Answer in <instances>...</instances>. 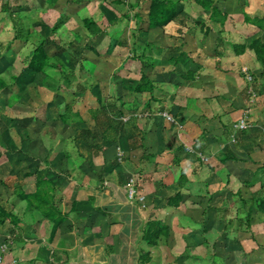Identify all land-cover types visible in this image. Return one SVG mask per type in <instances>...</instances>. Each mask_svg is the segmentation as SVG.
<instances>
[{
  "label": "crops",
  "instance_id": "0c3cea01",
  "mask_svg": "<svg viewBox=\"0 0 264 264\" xmlns=\"http://www.w3.org/2000/svg\"><path fill=\"white\" fill-rule=\"evenodd\" d=\"M172 1L159 27L151 0H0V205L18 219L0 223L5 261L264 264V0H209L214 18ZM41 179L65 214L54 235L18 196ZM148 220L169 228L157 245Z\"/></svg>",
  "mask_w": 264,
  "mask_h": 264
},
{
  "label": "trees",
  "instance_id": "16d2710c",
  "mask_svg": "<svg viewBox=\"0 0 264 264\" xmlns=\"http://www.w3.org/2000/svg\"><path fill=\"white\" fill-rule=\"evenodd\" d=\"M197 3L211 10V17L218 12L217 8L213 5L212 1L207 0H196ZM176 14L175 2L172 0H151L149 8V25L150 26H163L168 23ZM254 51L257 58L264 64V43L259 39L253 40ZM48 57L43 50V43L38 44L31 56H30V68L37 71V62H42L40 69H43L47 64ZM140 88V87H139ZM229 158V157H226ZM54 184L48 179H41L36 182V189L30 194H18L22 199L27 200L28 206H32L39 210L45 217L51 219L53 222L51 228V234H55L58 229L59 224L65 217V214L57 211L54 203ZM181 194H175L167 200V204H178L181 199ZM264 205V202H262ZM245 219L247 221L246 226L243 229L250 227V212L246 213ZM10 221L14 226H17V218L10 212L5 210L4 207L0 205V223L4 225L6 221ZM11 229V226H9ZM242 229V228H240ZM169 228L161 222L160 220H148L143 228L142 241L148 245H157L158 239L161 235H168ZM239 243V242H238ZM195 243L189 238H186V250L190 251V248L195 247ZM190 258H199L193 256L188 252ZM150 257L149 252H144L141 255L139 264H151L149 263Z\"/></svg>",
  "mask_w": 264,
  "mask_h": 264
},
{
  "label": "built area",
  "instance_id": "2783aa9c",
  "mask_svg": "<svg viewBox=\"0 0 264 264\" xmlns=\"http://www.w3.org/2000/svg\"><path fill=\"white\" fill-rule=\"evenodd\" d=\"M235 126L238 128H245L247 126V123H246L245 119L243 118V119H240L239 122L237 124H235ZM134 192H135L134 188L130 187L129 196L133 197ZM140 199H142V197ZM0 264H10V262L4 260L1 253H0Z\"/></svg>",
  "mask_w": 264,
  "mask_h": 264
}]
</instances>
